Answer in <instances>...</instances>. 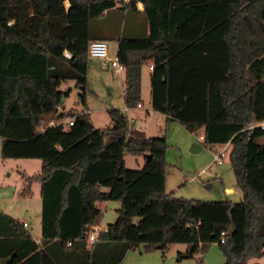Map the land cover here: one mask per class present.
<instances>
[{"label":"trees","instance_id":"16d2710c","mask_svg":"<svg viewBox=\"0 0 264 264\" xmlns=\"http://www.w3.org/2000/svg\"><path fill=\"white\" fill-rule=\"evenodd\" d=\"M118 1L0 0V153L40 159L22 191L39 180L42 236L37 242L7 216L0 258H9L0 264H116L131 246L147 252L170 242L188 244L179 255L216 242L225 260L210 264H247L264 248V128L246 127L264 118V0H141L148 32L118 36L125 104L140 101L141 65L151 60L152 107L191 130L203 125L204 144L228 141L240 200L166 191V136L131 127L119 107L108 109L106 126L69 107L57 117L72 123L37 129L68 93L62 81L73 79L86 104L88 43L99 38L91 21ZM125 152L149 156L130 168ZM105 199L119 201L117 215L88 248L86 224L97 222L95 201Z\"/></svg>","mask_w":264,"mask_h":264},{"label":"crops","instance_id":"0c3cea01","mask_svg":"<svg viewBox=\"0 0 264 264\" xmlns=\"http://www.w3.org/2000/svg\"><path fill=\"white\" fill-rule=\"evenodd\" d=\"M68 2H66V5ZM121 8L114 7L107 10L100 17L91 21V32L94 36L103 38L107 42L106 57H89L88 63V91L95 100L88 99L85 95L86 104L82 107H76L78 111H86L90 116L92 111L105 110L111 107H119L123 109L130 122V126L143 130L147 135L164 134L168 136V130L171 128L180 129L184 133V138L177 141L180 149L187 148L191 151L192 167L195 168L197 175L208 173L218 182L217 190L221 197H229L233 200L242 198L241 191L236 187L234 175L231 176L225 169H219L212 166L213 156L201 161L199 156L205 144L203 143L200 134H203L204 126H200L194 130L186 127L179 120L166 116L163 112L155 110L151 103V87L150 74L153 68L152 61L146 59L141 65L140 72V104L127 106L124 102V69L115 71L110 63V58L116 57L118 48V36L122 32L126 35L137 36L148 32V24L143 14V2L135 0L133 6L127 5V0H119L117 2ZM61 89V88H60ZM64 99L57 105V111L44 112L41 114V121L37 126L38 130H43L47 125H52L58 122H66L68 117L59 118L57 114L67 109L63 104ZM1 149V136H0ZM143 160L147 153H142ZM125 161V160H124ZM144 162V161H143ZM217 163V162H216ZM222 163V162H220ZM41 161L37 157H5L0 153V234H3L7 227V216L16 219L22 227L32 235L37 241H41V198H40V182L33 179L29 185V192H24L23 187L26 184V176L39 171ZM169 169L165 174V190L168 177L173 172ZM191 170V169H187ZM182 171V170H181ZM186 181L193 179V174H184ZM211 187L214 188L213 185ZM106 188V187H105ZM175 189V188H174ZM173 191V189H170ZM168 191V190H166ZM111 199L96 200L95 205L100 209V215L105 210ZM238 200V199H237ZM118 201V200H116ZM23 222H25L23 224ZM176 242H170L166 248H169ZM186 248V247H185ZM264 248L262 255L253 260V264H264ZM251 259V258H250ZM249 259V260H250ZM1 261L7 259L0 258ZM65 264H71L70 261H65Z\"/></svg>","mask_w":264,"mask_h":264},{"label":"rangeland","instance_id":"374dc122","mask_svg":"<svg viewBox=\"0 0 264 264\" xmlns=\"http://www.w3.org/2000/svg\"><path fill=\"white\" fill-rule=\"evenodd\" d=\"M62 90L68 91L66 98L63 102L65 107H82L83 103L79 101L78 95L81 92L80 87L75 85L73 79H66L60 83L59 86ZM88 99L95 100L94 97L87 90ZM91 118L95 127H102L109 125L111 119L109 114L105 110H98L91 112ZM168 136H166L167 148L166 159L168 167L173 169V172L168 177L166 184V190L173 189L175 195H184L188 197H196L200 199H219L221 197L217 190L218 182L215 181L210 174L202 173L197 175L192 167L193 155L187 148L180 149L177 145V141L184 138V133L180 129L168 130ZM215 146L209 148L204 146L199 157L201 161L213 156L212 151ZM5 158V157H3ZM125 165L130 168H141L143 165V155L132 154L129 152L124 153ZM212 166L219 169H225L233 176V171L229 164L227 155L222 157V163H212ZM167 167V170L169 169ZM191 169V170H187ZM166 170V171H167ZM182 170V171H181ZM193 174L192 180H187L185 175ZM211 185L214 186L211 187ZM175 188V189H174ZM238 200L241 199L237 198ZM236 199V200H237ZM119 206V201L111 199L107 204L105 210L101 213L99 222L102 225H106L108 222L113 221L117 215L116 208ZM88 248L91 247V243L88 241ZM186 247V248H185ZM188 249V244L185 242H176L169 248L164 250L156 248L150 251H143L141 249V243L137 246L129 247L122 259L116 264H210V263H222L225 260V255L216 242L211 243L208 248L201 253H193L192 255H179V252H184ZM251 258L247 264H253ZM264 261V257L262 258Z\"/></svg>","mask_w":264,"mask_h":264},{"label":"built area","instance_id":"2783aa9c","mask_svg":"<svg viewBox=\"0 0 264 264\" xmlns=\"http://www.w3.org/2000/svg\"><path fill=\"white\" fill-rule=\"evenodd\" d=\"M88 52L89 56L95 57H106L107 56V42L103 38H91L88 43ZM110 63L115 71H119L124 69V65L121 61L118 60L117 57L110 58ZM139 105L140 102H137ZM68 123H72V117H68ZM254 125H258L261 128H264V118L253 120L249 122L246 127L251 128ZM200 138H203V134H200ZM205 146L211 148L215 146V149L212 151L213 160L217 163L222 162V157L227 155L228 152V141L223 143H207ZM25 222H23L24 224ZM87 227V241L90 243L96 238L98 232L100 230H106V225H102L100 222H95L92 224H86ZM225 237L224 230H221L219 233V241H223Z\"/></svg>","mask_w":264,"mask_h":264},{"label":"water","instance_id":"95a60500","mask_svg":"<svg viewBox=\"0 0 264 264\" xmlns=\"http://www.w3.org/2000/svg\"><path fill=\"white\" fill-rule=\"evenodd\" d=\"M64 94L63 93H61V97H60V101H62L63 99H64ZM90 124H92L91 122H90ZM148 156H149V154H147ZM7 258H9V256H6V257H3L2 259H7Z\"/></svg>","mask_w":264,"mask_h":264}]
</instances>
